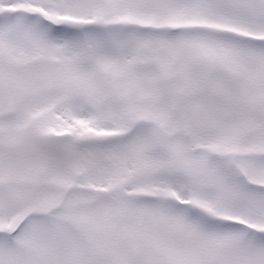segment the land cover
<instances>
[{"label":"snow or ice","instance_id":"6c2138e0","mask_svg":"<svg viewBox=\"0 0 264 264\" xmlns=\"http://www.w3.org/2000/svg\"><path fill=\"white\" fill-rule=\"evenodd\" d=\"M0 264H264V0H0Z\"/></svg>","mask_w":264,"mask_h":264}]
</instances>
